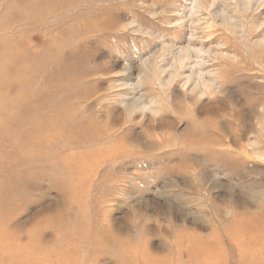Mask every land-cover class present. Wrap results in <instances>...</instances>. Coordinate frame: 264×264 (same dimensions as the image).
<instances>
[{"label":"rangeland","instance_id":"374dc122","mask_svg":"<svg viewBox=\"0 0 264 264\" xmlns=\"http://www.w3.org/2000/svg\"><path fill=\"white\" fill-rule=\"evenodd\" d=\"M243 1L0 0V264H263L264 0Z\"/></svg>","mask_w":264,"mask_h":264},{"label":"bare ground","instance_id":"6f19581e","mask_svg":"<svg viewBox=\"0 0 264 264\" xmlns=\"http://www.w3.org/2000/svg\"><path fill=\"white\" fill-rule=\"evenodd\" d=\"M197 1V0H196ZM206 2V1H205ZM245 2V0L243 1V3ZM199 3V2H198ZM200 4V3H199ZM198 4V5H199ZM198 5L196 6V7H198ZM210 8V7H209ZM246 8V7H245ZM43 9H44V6L43 5H33L32 7H30V10L28 11L29 12V14H36L37 15V13L39 14V13H42L43 12ZM40 16V15H39ZM32 62V61H31ZM200 79V78H199ZM197 92V91H196ZM3 99H4V97H3ZM2 101V100H1ZM0 104H2V102L0 103ZM1 106V105H0ZM2 113V112H1ZM0 123L2 122V121H4L5 119L0 115ZM4 117H5V115H4ZM4 119V120H3ZM118 153V152H117ZM116 155V154H115ZM114 155V156H115ZM118 155V154H117ZM107 157V156H106ZM96 164V163H95ZM20 171V170H19ZM15 179H12L11 181H14ZM8 181V178L6 177V182ZM11 181H8V182H11ZM2 194H4V192L2 193ZM54 208V207H53ZM52 208V209H53ZM42 213V212H41ZM46 213V212H45ZM233 214V213H232ZM56 215H58V214H56ZM44 216V215H43ZM36 218V217H35ZM39 218V217H38ZM55 218V217H54ZM254 218V217H253ZM264 218V217H263ZM53 219V218H52ZM34 220V219H33ZM40 220V219H39ZM49 220V219H48ZM48 220H45L44 222L45 223H47L48 224V222H50V221H48ZM55 220V219H54ZM42 221H43V219H42ZM47 221V222H46ZM251 221V220H250ZM257 221V220H256ZM260 221L262 222V219H260ZM14 222V221H13ZM41 222V221H40ZM255 222V221H254ZM15 223V222H14ZM102 223V222H101ZM242 223V222H241ZM247 223V222H246ZM50 224V223H49ZM236 224V223H235ZM249 224V223H248ZM252 224V223H251ZM256 224V223H255ZM262 224H264V222L262 223ZM261 224V225H262ZM237 225V224H236ZM245 225H247V224H245ZM244 225V226H245ZM260 225V226H261ZM258 226V225H257ZM6 227V226H5ZM38 227V226H37ZM37 227H36V230H37ZM236 227V226H235ZM239 227V226H238ZM252 227V226H251ZM254 227H255V225H254ZM13 228V227H12ZM95 228V227H94ZM256 228V227H255ZM262 228H264V227H262ZM261 229V228H260ZM12 230V229H11ZM238 230V229H237ZM247 230L249 231L250 230V228L249 227H247ZM246 229H245V231H247ZM251 230H252V228H251ZM250 230V231H251ZM255 230H258V229H255ZM263 230V229H262ZM96 231V230H95ZM105 231H106V229H105ZM105 231H101V235L103 234H105ZM227 231V230H226ZM239 231V230H238ZM236 232V233H239V232ZM242 231V230H241ZM259 231V230H258ZM258 231H256V232H258ZM229 232H232V231H229ZM243 232V231H242ZM246 233V232H245ZM10 234V233H9ZM97 235H98V233H96ZM231 234V233H230ZM247 234H248V232H247ZM259 234V233H258ZM35 235V234H34ZM85 235V234H84ZM233 235V234H232ZM235 235V234H234ZM249 235H251V234H249ZM11 236V235H10ZM33 236V235H32ZM95 236V235H94ZM226 236H228V235H226ZM241 236V234L239 235V237ZM254 236V235H253ZM257 236V235H256ZM79 237V236H78ZM96 237V236H95ZM135 237V236H134ZM247 237V236H246ZM260 237V236H259ZM234 237H231L230 238V240L231 239H233ZM98 239V238H97ZM241 239H242V237H241ZM248 239H249V237H248ZM251 239V238H250ZM259 240H260V238H258ZM95 240V239H94ZM119 240V239H118ZM134 240V239H133ZM229 240V241H230ZM234 240V239H233ZM246 240V239H245ZM34 241V240H33ZM96 241V240H95ZM95 241H94V243H95ZM114 240L112 239L111 240V238L109 239V241H106V242H104V246H99L98 247V253H101V252H103V251H105V250H107L106 248V246H111L112 244H114V242H113ZM121 241V240H120ZM246 241H248V240H246ZM197 242H199V241H197ZM202 242H204V241H202ZM232 242H234V244L236 243L235 241H232ZM252 242V240L250 241V243ZM259 242V241H258ZM121 243V242H120ZM126 243V242H125ZM124 243V244H125ZM253 243V242H252ZM255 243V242H254ZM263 243V242H262ZM19 244V243H18ZM98 244V243H97ZM96 244V245H97ZM99 244H101V243H99ZM123 244V243H122ZM122 244H115V245H113L112 247H114V248H116V250H119V248H122L123 246H122ZM233 244V243H232ZM231 244V245H232ZM256 244V243H255ZM27 245V244H26ZM26 245H25V247H26ZM29 245V244H28ZM81 245V244H80ZM137 245V244H136ZM216 245V244H215ZM237 245V244H236ZM243 245V244H242ZM261 246H262V244H260ZM264 245V244H263ZM17 246V245H16ZM131 246V245H130ZM235 246V245H234ZM245 246V245H244ZM256 246V245H255ZM258 246V245H257ZM20 247V246H19ZM108 247V248H109ZM126 247V246H125ZM128 247V246H127ZM142 247V246H141ZM144 247V246H143ZM204 247V246H203ZM254 247V246H253ZM257 248V247H256ZM255 248V249H256ZM29 249H31V248H29ZM32 249H33V247H32ZM39 250H40V247L38 248ZM110 249V248H109ZM203 249V248H202ZM241 249V248H240ZM260 249V248H259ZM38 250V251H39ZM243 250V249H242ZM251 250V249H250ZM258 250V249H257ZM27 251V250H26ZM122 251V250H121ZM129 251V250H128ZM244 251V250H243ZM264 251V250H263ZM116 253H117V251H115ZM258 252V251H257ZM240 253V251H238V254ZM241 253H242V251H241ZM248 253H250V251L248 252ZM243 254H244V252H243ZM259 254H260V252H259ZM131 255V254H130ZM209 255H211V254H209ZM116 256V255H115ZM240 256H241V254H240ZM201 257H203V256H201ZM221 257V256H220ZM243 257V256H242ZM248 257V256H247ZM250 257V256H249ZM264 257V256H263ZM72 259H74V258H72ZM158 259V258H157ZM259 259V258H258ZM66 260V259H65ZM76 260V259H75ZM78 260H81V259H78ZM160 261H161V259H159ZM249 259H247V261H248ZM261 260V259H260ZM67 261H69L70 262V259H68ZM220 261H222V260H220ZM251 261V260H250ZM262 261H264L263 259H262ZM40 262V261H39ZM211 262V261H210ZM213 262V261H212ZM223 262V261H222ZM74 263H76L77 264V262H74ZM241 263V262H240ZM73 264V263H72ZM79 264V263H78ZM199 264V263H198ZM210 264V263H209ZM212 264V263H211ZM222 264V263H221ZM256 264V263H255ZM263 264H264V262H263Z\"/></svg>","mask_w":264,"mask_h":264}]
</instances>
